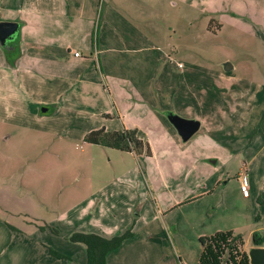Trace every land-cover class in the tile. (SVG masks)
I'll return each instance as SVG.
<instances>
[{
  "label": "rangeland",
  "instance_id": "1",
  "mask_svg": "<svg viewBox=\"0 0 264 264\" xmlns=\"http://www.w3.org/2000/svg\"><path fill=\"white\" fill-rule=\"evenodd\" d=\"M247 1L153 0L152 19L161 29L155 41L175 61L168 62L165 55L161 61L155 57L145 70L155 73L156 82L164 64L171 71H176L179 61L183 71L194 65L223 71V64L231 62L236 66L234 74L264 83V17L252 7L255 18H244ZM103 7L99 4V14ZM155 103L154 113L138 122L150 153L142 149L132 154L84 144L83 131L100 125L98 118L83 122L60 114L54 126H41L30 112L19 114L14 106L0 105V210L8 212L0 215L27 234L38 226L54 225L63 236L54 238L58 250L74 251L75 256L76 248L84 247H72L71 227L107 238L132 230L135 241L164 243L155 247L158 256L170 249L177 264H199L201 238L219 232L242 234L244 242L238 247L248 253L252 232L257 228L264 232V222L256 227V217H264V206L257 202L264 199V157L254 169V184L248 181L252 197L247 199L240 174L243 159L250 161L251 156L220 147L204 136L202 128L185 141L171 122L180 114L157 99ZM103 183L104 191L94 198L93 191ZM87 197L93 205L85 219ZM67 214L74 218L72 224L65 222Z\"/></svg>",
  "mask_w": 264,
  "mask_h": 264
},
{
  "label": "crops",
  "instance_id": "2",
  "mask_svg": "<svg viewBox=\"0 0 264 264\" xmlns=\"http://www.w3.org/2000/svg\"><path fill=\"white\" fill-rule=\"evenodd\" d=\"M152 3L153 0H0V22L19 24L15 42H9L8 47L0 44V105L14 106L19 114L30 112L41 126H54L52 122L60 114L83 122L98 118L101 124L97 127L83 124L88 127L82 133L84 144L91 145L86 136L101 129L136 131L137 138L143 141L146 134L138 122L142 116L154 113L157 99L164 108L176 110L180 114L177 116L199 121L204 136L220 147L251 156L250 161L243 159V171L248 170L249 181L253 182L254 169L264 157V83L234 74L235 65L229 75L223 69L195 65L183 71L185 66L180 61L176 62V71L162 65L155 82V73L145 69L152 66L155 57L161 61L165 54L160 47L163 45L155 41L161 37V29L152 19ZM254 3L248 0L243 4L242 16L247 20L255 18L249 9L252 7H258L259 15L264 17V0ZM99 4L104 5L101 14ZM171 51L174 54L176 50ZM165 56L168 62L175 61L172 55ZM255 68L262 71L259 65ZM105 187L103 183L95 189L93 197ZM244 197L249 199L252 194ZM90 201L91 197L85 198V219L93 205ZM257 202L264 206L262 197ZM0 213L8 214L4 210ZM70 216L66 215L65 222L72 224L74 218ZM257 217L256 227L264 222V217ZM38 228L27 234L0 215V264H87L84 244L71 241L72 247H84L76 248V256L74 251L62 253L54 240L63 237L54 233L56 227L47 223ZM71 228L70 234L96 233ZM147 240L125 241L119 250L109 254L108 264H177L169 256L170 249L158 256L160 251L155 247L164 243ZM50 248L63 257L53 255Z\"/></svg>",
  "mask_w": 264,
  "mask_h": 264
},
{
  "label": "trees",
  "instance_id": "3",
  "mask_svg": "<svg viewBox=\"0 0 264 264\" xmlns=\"http://www.w3.org/2000/svg\"><path fill=\"white\" fill-rule=\"evenodd\" d=\"M227 74L230 75L232 72ZM85 140L92 144L120 151L144 152L142 149H145L147 153H150L148 144L137 138L136 131L106 132L101 129L88 134ZM53 231L57 235L60 234L56 229ZM132 237H134L132 230L111 238L96 233L76 232L72 234L70 240L86 246L87 264H108L109 254L119 250L123 243ZM251 241L253 247H264V232H253ZM243 242L242 234L233 232H219L212 237H202L203 251L199 264H250L248 253L240 252L238 247ZM50 252L55 256L63 257L61 253L51 248Z\"/></svg>",
  "mask_w": 264,
  "mask_h": 264
},
{
  "label": "water",
  "instance_id": "4",
  "mask_svg": "<svg viewBox=\"0 0 264 264\" xmlns=\"http://www.w3.org/2000/svg\"><path fill=\"white\" fill-rule=\"evenodd\" d=\"M18 32V23L1 21L0 44L4 47H8L9 40H13L18 35ZM223 70L226 73L232 72L234 70V66L231 62H225L223 64ZM171 122L185 141L191 139L200 129L199 121L189 120L180 116H172ZM248 255L250 264H264V247H252L249 250Z\"/></svg>",
  "mask_w": 264,
  "mask_h": 264
},
{
  "label": "built area",
  "instance_id": "5",
  "mask_svg": "<svg viewBox=\"0 0 264 264\" xmlns=\"http://www.w3.org/2000/svg\"><path fill=\"white\" fill-rule=\"evenodd\" d=\"M75 55L80 56V53H76ZM240 179H241V191L243 192L244 196L248 197L250 194L248 188L249 175L246 170H244L240 174Z\"/></svg>",
  "mask_w": 264,
  "mask_h": 264
}]
</instances>
